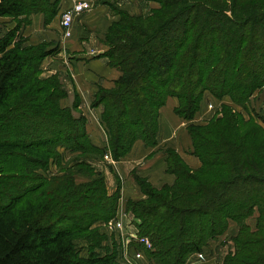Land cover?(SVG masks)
<instances>
[{
	"label": "trees",
	"instance_id": "16d2710c",
	"mask_svg": "<svg viewBox=\"0 0 264 264\" xmlns=\"http://www.w3.org/2000/svg\"><path fill=\"white\" fill-rule=\"evenodd\" d=\"M147 1L159 6L142 14L120 10L105 35L103 56L121 73L92 102L102 106L105 148L90 142L84 116L61 107L66 94L56 77H40L46 45H22L15 29L0 37V264H120L114 242L97 251L105 236L92 227L116 215L119 185L109 194L105 178L88 171L89 181L76 183V169L93 172L86 162L52 177L37 171L59 158V146L98 158L108 152L114 161L138 139L153 146L166 98L176 97L174 111L191 120L206 92L229 96L232 105L222 103L204 123L187 126L200 166L190 168L167 148L175 182L156 188L140 180L145 198L128 201L126 212L151 243L145 251L151 264H185L229 221L238 232L222 264H264V114L248 108L264 87V0ZM43 6L51 9L48 22L57 11L49 0H0V16L18 18ZM255 209L251 230L246 219Z\"/></svg>",
	"mask_w": 264,
	"mask_h": 264
},
{
	"label": "crops",
	"instance_id": "0c3cea01",
	"mask_svg": "<svg viewBox=\"0 0 264 264\" xmlns=\"http://www.w3.org/2000/svg\"><path fill=\"white\" fill-rule=\"evenodd\" d=\"M77 0H49L56 5V14L49 22H45L44 13L29 15V23L25 26V37L35 44L45 42L49 53L40 62V77L55 76L61 84L66 96L60 100V105L69 107L74 117L84 116L85 131L90 142L105 148L107 144L106 128L101 121L102 106H94L95 94L100 88L109 89L114 86L115 80L120 76V71L108 65L103 56L108 46L105 35L110 25L118 20V10H125L131 14L147 13L159 5L155 1L147 0H90L91 8L74 16L72 35L62 37L60 15L62 11L71 7ZM10 18L13 17H2ZM14 23H8L0 37H3L13 28ZM39 38L41 40L39 41ZM208 93V92H207ZM210 101L215 105L229 104V96L216 99L210 95ZM261 96L264 98V87L255 91L251 98ZM178 99L168 96L158 110L156 144L148 146L140 139L136 140L130 151L117 161L96 159L90 163L105 178L107 191L113 193L119 185L120 197L117 202L116 215L129 214L126 212L128 201H138L145 198L140 187V180L152 187L160 188L163 185H172L175 175L167 171V148L174 149L183 161L192 169L200 166V160L193 154L191 137L187 131L189 124H201L207 121L214 111L206 109L205 99H202L199 110L191 120L184 119L176 114L175 107ZM239 110V107H236ZM76 183L89 181V177L76 174ZM256 211H254L255 214ZM257 214V213H256ZM254 225L249 224L251 230ZM238 232L236 222L229 221L226 231L212 239L201 249L202 257L196 253L188 256L185 264H222L224 256L232 249L231 238ZM139 264H150L144 256Z\"/></svg>",
	"mask_w": 264,
	"mask_h": 264
},
{
	"label": "built area",
	"instance_id": "2783aa9c",
	"mask_svg": "<svg viewBox=\"0 0 264 264\" xmlns=\"http://www.w3.org/2000/svg\"><path fill=\"white\" fill-rule=\"evenodd\" d=\"M91 8L90 0H77L75 3L62 11L60 15V27L62 29V37L68 38L72 35V26L74 16L82 14ZM206 109L214 111L216 106L210 101V94L204 95ZM239 111L246 115V112L239 107ZM105 160H110L111 156L107 152L104 154ZM138 220L131 215L124 214L122 216L115 215L108 221H98L96 226L100 227V232H111L115 236L113 241L115 244V259L123 264H139L140 259L145 255V251L152 246L148 237L139 234L137 224ZM112 249V244H109ZM202 257L201 252L196 254Z\"/></svg>",
	"mask_w": 264,
	"mask_h": 264
},
{
	"label": "rangeland",
	"instance_id": "374dc122",
	"mask_svg": "<svg viewBox=\"0 0 264 264\" xmlns=\"http://www.w3.org/2000/svg\"><path fill=\"white\" fill-rule=\"evenodd\" d=\"M39 12L40 13H44L45 22H46V20L48 18H50L51 9L49 7H45V6H43L42 10H40V11L31 12L28 15L20 16L18 18H13L11 20H10V18H0V33L5 32L6 30H4V28L6 27V25L8 23L12 22L14 24H13V28L11 30L15 29V34H14L15 37H14V39L15 40L22 39L23 40L22 41V45H25V46H30L31 45V46H34V47L40 46V45H46L45 42H37V40L33 41V42H36L35 44H29V42H31V41L24 36L25 35L24 28H26L27 27L26 25L29 23L28 16L32 15L34 13H39ZM116 12L118 13V12H120V10L116 9ZM50 20L51 19H49V21ZM6 34H4V35H6ZM40 40H41V38H39V41ZM65 94H66V92H65ZM61 107H63V106H61ZM65 108H69V107H65ZM248 108L250 110H252V112H254L256 116L263 115L264 114V98L261 97V96H256L254 98H251L249 100V102H248ZM56 150H57V152L60 155L59 158L51 159L48 162L46 168L45 169H39L37 171L38 173H40V174H42V175H44L46 177H52V176L61 174L63 170H65L67 167L72 166L73 164L80 163V162H86V163H89L90 165H92L90 163L91 160L104 159V156L102 158H98L95 155V153H92V151H89L88 149L85 151V154H82L81 152H71L69 150L64 149V147H60V146L57 147ZM86 154L89 155V156L86 157L85 156ZM93 168H94L93 172L90 171L89 168H78V169H76V171L78 173H80V174H83V175H85V171H88L90 174L94 173V175H92L90 177V178H94V177H96V175L100 174V172L98 170H96V167H93ZM254 211H256L255 214L253 212V214L247 220V222L249 224H252V225H254V222H255V220H254L255 217L254 216L258 215L257 209H255ZM92 227L96 228L97 230H100V227H97L96 223H94L92 225ZM99 233L104 234V236H105V240L101 243V245H103L104 248L97 249V251L102 255L103 253L107 252L106 246L111 244V242H113L116 238H115L114 234L109 232V231H107V232H99ZM76 248L79 251V255L80 256H85L86 255L87 249H86L85 243L83 241H78L76 243ZM108 248H109V246H108ZM120 264H123V263H120ZM150 264H151V262H150Z\"/></svg>",
	"mask_w": 264,
	"mask_h": 264
}]
</instances>
